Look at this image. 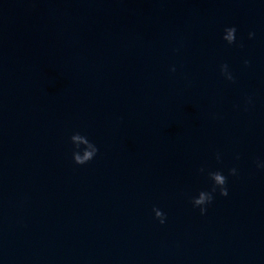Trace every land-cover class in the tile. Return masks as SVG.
I'll return each mask as SVG.
<instances>
[{
    "label": "water",
    "instance_id": "1",
    "mask_svg": "<svg viewBox=\"0 0 264 264\" xmlns=\"http://www.w3.org/2000/svg\"><path fill=\"white\" fill-rule=\"evenodd\" d=\"M257 161L264 0H0V264H264Z\"/></svg>",
    "mask_w": 264,
    "mask_h": 264
},
{
    "label": "clouds",
    "instance_id": "2",
    "mask_svg": "<svg viewBox=\"0 0 264 264\" xmlns=\"http://www.w3.org/2000/svg\"><path fill=\"white\" fill-rule=\"evenodd\" d=\"M236 32L237 29L235 26L226 27L224 29V35L222 39L227 42V44L232 45L236 43ZM255 33L249 32L248 37L252 39ZM250 62L248 60L244 61L245 65H248ZM175 71V68L171 69ZM221 74L229 81L235 82V78L231 72L228 70V65H221ZM251 98H248L247 103H251ZM70 141L72 143L73 151H72V159L76 165H85L92 161L99 152V148L95 143L90 141L87 136L80 134L79 132L74 133L70 137ZM217 160L220 159L219 154H217ZM258 168H264V164H261L257 161ZM201 173L205 171L203 167L199 169ZM229 175L235 176L237 175V169L235 167L229 169ZM208 177L212 181V187L208 191H200L197 196L191 199V203L194 208H199L200 214L205 215L207 213V207L212 204L215 194L217 191L219 195L222 197H227L229 195V191L227 188L228 178L221 171H209ZM153 212L155 213V218L159 220L160 224L163 225L166 221V214L162 212L158 208H153Z\"/></svg>",
    "mask_w": 264,
    "mask_h": 264
}]
</instances>
